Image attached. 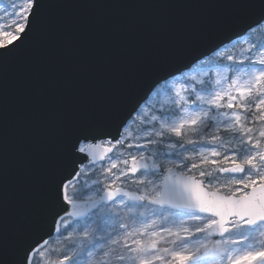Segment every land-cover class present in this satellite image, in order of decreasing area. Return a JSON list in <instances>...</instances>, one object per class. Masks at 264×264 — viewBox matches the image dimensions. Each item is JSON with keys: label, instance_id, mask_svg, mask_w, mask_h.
<instances>
[{"label": "snow or ice", "instance_id": "1", "mask_svg": "<svg viewBox=\"0 0 264 264\" xmlns=\"http://www.w3.org/2000/svg\"><path fill=\"white\" fill-rule=\"evenodd\" d=\"M0 264H264V0L0 7Z\"/></svg>", "mask_w": 264, "mask_h": 264}, {"label": "trees", "instance_id": "2", "mask_svg": "<svg viewBox=\"0 0 264 264\" xmlns=\"http://www.w3.org/2000/svg\"><path fill=\"white\" fill-rule=\"evenodd\" d=\"M6 0H0V7H3L7 4Z\"/></svg>", "mask_w": 264, "mask_h": 264}, {"label": "rangeland", "instance_id": "3", "mask_svg": "<svg viewBox=\"0 0 264 264\" xmlns=\"http://www.w3.org/2000/svg\"><path fill=\"white\" fill-rule=\"evenodd\" d=\"M6 2H8V0H6Z\"/></svg>", "mask_w": 264, "mask_h": 264}]
</instances>
